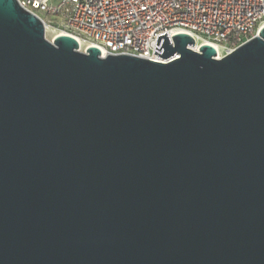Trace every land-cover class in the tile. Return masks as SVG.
Listing matches in <instances>:
<instances>
[{"label":"water","instance_id":"95a60500","mask_svg":"<svg viewBox=\"0 0 264 264\" xmlns=\"http://www.w3.org/2000/svg\"><path fill=\"white\" fill-rule=\"evenodd\" d=\"M101 56L0 0V264H264V26Z\"/></svg>","mask_w":264,"mask_h":264},{"label":"built area","instance_id":"2783aa9c","mask_svg":"<svg viewBox=\"0 0 264 264\" xmlns=\"http://www.w3.org/2000/svg\"><path fill=\"white\" fill-rule=\"evenodd\" d=\"M45 27L73 36L101 56L133 55L167 62L153 54L156 36L177 32L220 46L221 56L258 34L264 26V0H17ZM39 11L46 13L43 17ZM49 17H53L52 20ZM196 44V40H195ZM199 46H193L197 51ZM215 48V47H214ZM216 49V48H215ZM85 50V49H84ZM83 50V51H84Z\"/></svg>","mask_w":264,"mask_h":264},{"label":"bare ground","instance_id":"6f19581e","mask_svg":"<svg viewBox=\"0 0 264 264\" xmlns=\"http://www.w3.org/2000/svg\"><path fill=\"white\" fill-rule=\"evenodd\" d=\"M45 29L48 32L50 28H49V26H46ZM58 34H59V32H58ZM45 37L47 38V33H45ZM195 40H196L195 46H199L200 44L205 43L203 40H201L199 38H195ZM85 47H86V44L83 42H80L79 49L81 51H83L85 49ZM214 47L216 48L217 55L221 56L223 54V49L217 45H214Z\"/></svg>","mask_w":264,"mask_h":264},{"label":"rangeland","instance_id":"374dc122","mask_svg":"<svg viewBox=\"0 0 264 264\" xmlns=\"http://www.w3.org/2000/svg\"><path fill=\"white\" fill-rule=\"evenodd\" d=\"M39 13L43 16V17H46V13L42 12V11H39ZM50 20L53 19V17H49ZM49 31L47 32L46 29H45V33H47V39L51 40L55 35L58 34V30L54 27H49Z\"/></svg>","mask_w":264,"mask_h":264}]
</instances>
